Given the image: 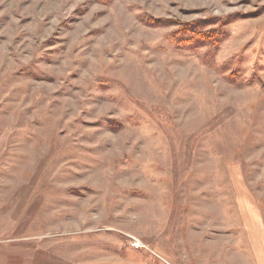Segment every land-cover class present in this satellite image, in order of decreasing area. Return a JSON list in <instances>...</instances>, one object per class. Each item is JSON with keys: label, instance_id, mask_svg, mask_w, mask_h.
Here are the masks:
<instances>
[{"label": "rangeland", "instance_id": "rangeland-1", "mask_svg": "<svg viewBox=\"0 0 264 264\" xmlns=\"http://www.w3.org/2000/svg\"><path fill=\"white\" fill-rule=\"evenodd\" d=\"M262 242L264 0H0V264Z\"/></svg>", "mask_w": 264, "mask_h": 264}, {"label": "trees", "instance_id": "trees-1", "mask_svg": "<svg viewBox=\"0 0 264 264\" xmlns=\"http://www.w3.org/2000/svg\"><path fill=\"white\" fill-rule=\"evenodd\" d=\"M96 2H101L103 4L110 3L112 0H95ZM207 38V37H206ZM205 39V38H204Z\"/></svg>", "mask_w": 264, "mask_h": 264}, {"label": "crops", "instance_id": "crops-1", "mask_svg": "<svg viewBox=\"0 0 264 264\" xmlns=\"http://www.w3.org/2000/svg\"><path fill=\"white\" fill-rule=\"evenodd\" d=\"M258 252H264V242L259 244V251Z\"/></svg>", "mask_w": 264, "mask_h": 264}]
</instances>
